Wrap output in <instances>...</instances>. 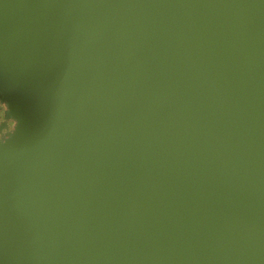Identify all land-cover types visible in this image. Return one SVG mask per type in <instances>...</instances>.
I'll use <instances>...</instances> for the list:
<instances>
[{
  "label": "water",
  "instance_id": "obj_1",
  "mask_svg": "<svg viewBox=\"0 0 264 264\" xmlns=\"http://www.w3.org/2000/svg\"><path fill=\"white\" fill-rule=\"evenodd\" d=\"M0 119V264H264V0H0Z\"/></svg>",
  "mask_w": 264,
  "mask_h": 264
},
{
  "label": "snow or ice",
  "instance_id": "obj_2",
  "mask_svg": "<svg viewBox=\"0 0 264 264\" xmlns=\"http://www.w3.org/2000/svg\"><path fill=\"white\" fill-rule=\"evenodd\" d=\"M10 110H11V109H10ZM10 110H9V111H10Z\"/></svg>",
  "mask_w": 264,
  "mask_h": 264
},
{
  "label": "flooded vegetation",
  "instance_id": "obj_3",
  "mask_svg": "<svg viewBox=\"0 0 264 264\" xmlns=\"http://www.w3.org/2000/svg\"><path fill=\"white\" fill-rule=\"evenodd\" d=\"M1 120V119H0Z\"/></svg>",
  "mask_w": 264,
  "mask_h": 264
}]
</instances>
